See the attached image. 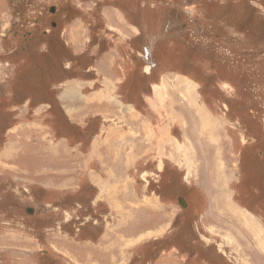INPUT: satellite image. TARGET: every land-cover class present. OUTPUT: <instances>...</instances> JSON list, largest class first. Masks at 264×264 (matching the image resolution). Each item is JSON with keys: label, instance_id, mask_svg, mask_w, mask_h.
Returning a JSON list of instances; mask_svg holds the SVG:
<instances>
[{"label": "rangeland", "instance_id": "obj_1", "mask_svg": "<svg viewBox=\"0 0 264 264\" xmlns=\"http://www.w3.org/2000/svg\"><path fill=\"white\" fill-rule=\"evenodd\" d=\"M174 1L215 72L193 56L137 112L116 84L164 33L135 54L121 0H0V264H264V0Z\"/></svg>", "mask_w": 264, "mask_h": 264}, {"label": "trees", "instance_id": "obj_2", "mask_svg": "<svg viewBox=\"0 0 264 264\" xmlns=\"http://www.w3.org/2000/svg\"><path fill=\"white\" fill-rule=\"evenodd\" d=\"M121 1L123 2L121 3L120 9L123 11V14L127 19V21L131 24L138 26L140 29L139 35L136 37L137 39L143 38V40L146 42L150 36L153 37L156 34L159 35L164 33L154 42L155 47L152 50V56L149 63V68L151 70L150 73L141 74L140 68L147 64L142 60V58L134 57L131 69L130 71H128L123 81V86L120 89V92H123V100L130 102L137 101V104L135 106L138 108V106L141 104L140 92H146L147 88L149 87V84L157 80L158 77V72L156 71L157 69L159 68H166L169 70L178 69V71H180L181 73L188 74L189 71L190 73L192 71L190 66L192 64L193 56H199L200 58L202 57V59L203 57H205L206 59H208L210 58L209 56L212 55L211 52L205 53L202 50L203 48L199 49V47L195 46L196 44H199L201 41L192 42L190 40L189 38L190 34L188 35L189 31L186 30L187 27L186 20L188 19V16L186 13H184L183 7L185 5L183 6V4L174 0H170V1L156 0L154 2H151V4H154L153 7H150L149 5L146 7H142L140 6V3H138L137 1H131L132 6H128L127 1L124 0ZM179 20H182V22H177ZM172 22L173 23L177 22V23L173 24ZM168 24H171L173 26L179 24L180 26L179 30L184 29L183 31L184 35L177 38H170L171 35L174 33V31L171 30L172 31L171 34H169V31L164 32V28ZM194 39L197 40V38ZM217 39L220 40L217 36H215V39L210 40L208 46L206 45L208 51H212L216 49L212 45V41ZM199 53L201 55H199ZM85 55L86 54L82 56ZM58 56L59 57L56 56L54 57H56L57 59L56 63L60 65L58 66L60 69L58 71H61L60 80L67 78L69 74L73 76L79 75L78 74L79 70H77L76 71L77 73H75V68H77L76 67L77 65H81L80 60L77 61L76 59L70 57V59H67L66 61L64 60L63 54ZM65 61L70 62L71 64L68 70H66L65 68L64 65ZM45 88H46V95L37 98H39L40 101L48 105V110H47L48 116L50 117L57 116V118L59 117L61 123H65L66 118L56 101V92L54 90V86L52 87L51 85H49L46 86ZM47 93L51 95L47 96ZM37 98L35 96L29 97L32 104L39 103V100Z\"/></svg>", "mask_w": 264, "mask_h": 264}, {"label": "crops", "instance_id": "obj_3", "mask_svg": "<svg viewBox=\"0 0 264 264\" xmlns=\"http://www.w3.org/2000/svg\"><path fill=\"white\" fill-rule=\"evenodd\" d=\"M124 16V15H123ZM124 19L127 21V19L125 18V16H124ZM128 22V21H127ZM129 23V22H128ZM129 24H131V23H129ZM132 25V27H134L135 29H136V34L134 35V36H132V37H130V39L128 40V44L131 46V48L133 49V51H134V53L136 54V51H137V49L136 48H133L132 47V44H130V42L131 41H133V39H135V41H138V40H141V39H137L136 37L139 35V32H140V29H139V27L138 26H136V25H134V24H131ZM192 46V45H191ZM203 52H205V53H210V52H212V53H218V49H214V50H212V51H208V50H203ZM211 53V54H212ZM191 55V54H190ZM217 55V54H216ZM135 57H137V56H135ZM207 64H206V67H205V69H204V72L207 74V77H208V74L210 75L212 72L214 73L215 72V67H214V65L212 64V62H211V60H210V58H208V59H206V61H205ZM132 64H133V57H132V59L131 60H129V64H127L126 66H125V68L123 67V74L121 73L120 75H121V80L116 84V93H117V96H118V98H119V101H120V103H122V104H124V105H133L134 107H135V111H137L138 110V108L135 106L136 104H137V101H135V102H130V101H124L123 100V92H120V89H121V87L123 86V81H124V79H125V77H126V75H127V73H128V71H130V69H131V66H132ZM145 68V66H142L141 68H140V73L141 74H149L150 73V68L149 69H147V70H145L144 69ZM157 72H158V77H157V80L156 81H153V82H151L150 84H149V87L147 88V90H146V92H140V99H141V104H143V105H145L146 103H145V99H147L146 97H149V96H151L152 95V88H153V86H158L159 84H160V77L163 75V74H165V73H174V74H178V75H183V76H186V78H188L189 79V77H190V71H189V73L187 74V73H181L180 71H178V69H175V70H169V69H166V68H164L162 71L161 70H156ZM169 89V88H168ZM168 91V90H167ZM138 99V98H137ZM139 99V100H140ZM56 101H57V103H58V100H57V94H56ZM147 101V100H146ZM38 104H40V103H38ZM42 104H45V103H42ZM58 105H59V103H58ZM60 106V108H61V105H59ZM62 111H63V109H61ZM138 112V111H137ZM63 113H64V111H63ZM65 115V114H64ZM95 117H97L96 115L95 116H93V118H95ZM100 116H98V118H99ZM101 120H102V118H101ZM207 137H209V134L207 135ZM112 151V150H111ZM175 152V151H174Z\"/></svg>", "mask_w": 264, "mask_h": 264}, {"label": "flooded vegetation", "instance_id": "obj_4", "mask_svg": "<svg viewBox=\"0 0 264 264\" xmlns=\"http://www.w3.org/2000/svg\"><path fill=\"white\" fill-rule=\"evenodd\" d=\"M48 10H49V11H48L49 13H50V12H51V13H55V12H56L55 8H54L53 11H51L50 9H48ZM50 23H51L50 26H52V27H56V26L54 25L55 23H53V22H50ZM15 26H18V23H16V22L13 23V27H15ZM17 33H18V31H15V32L13 33V34H14V37L18 35ZM29 33H30V32H26V34H27V35H25V37H26V38H25L26 42L28 41L29 38L31 39V36L29 35ZM29 36H30V37H29ZM26 42H25V43H26ZM26 46H29V44H27ZM24 49H27V48H24Z\"/></svg>", "mask_w": 264, "mask_h": 264}, {"label": "water", "instance_id": "obj_5", "mask_svg": "<svg viewBox=\"0 0 264 264\" xmlns=\"http://www.w3.org/2000/svg\"><path fill=\"white\" fill-rule=\"evenodd\" d=\"M49 9H50L51 11H53V10H54V6H51ZM177 201H178V203H179L180 206H182V207L185 206V202H184V200H183L181 197H178V198H177ZM27 211H28V212H31V209H30V208H27Z\"/></svg>", "mask_w": 264, "mask_h": 264}]
</instances>
